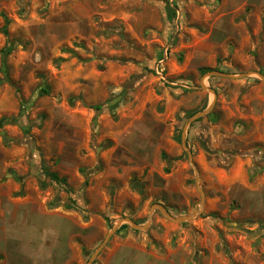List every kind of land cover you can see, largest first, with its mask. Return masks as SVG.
Returning <instances> with one entry per match:
<instances>
[{
	"label": "rangeland",
	"instance_id": "374dc122",
	"mask_svg": "<svg viewBox=\"0 0 264 264\" xmlns=\"http://www.w3.org/2000/svg\"><path fill=\"white\" fill-rule=\"evenodd\" d=\"M255 72L264 0H0V264H86L127 218L150 223L124 221L93 264H264ZM213 103L187 127L190 157L186 123ZM157 203L199 212L175 222ZM53 214L78 234L61 263L40 248L69 243L42 238Z\"/></svg>",
	"mask_w": 264,
	"mask_h": 264
},
{
	"label": "crops",
	"instance_id": "0c3cea01",
	"mask_svg": "<svg viewBox=\"0 0 264 264\" xmlns=\"http://www.w3.org/2000/svg\"><path fill=\"white\" fill-rule=\"evenodd\" d=\"M163 60L165 62V58H163ZM201 68H203V67H200L199 69H201ZM160 77L161 78H165L164 74H163V76H160ZM202 84H204L203 81H202ZM206 90H208V89H206ZM208 91H211V90H208ZM51 218H52V220L50 221L49 224L45 223V225L42 226V233H41L42 238L46 239V238L51 236V237H55L54 239H56L58 237H60L62 239V238L66 237V238H68L69 243H67V244L61 243V244L55 245L54 243L51 244V243H46L45 242L43 245H40V248H41V252L44 253V256H45L46 259H51V260H53L55 262L61 263L63 260H65L67 258L66 257L67 254H68L67 247L70 246V244H71V242L73 241L74 238H76V239L78 238V234L76 235L73 232L74 229H73V227H72V225H71V223L69 221H66V222L62 221L63 216L61 214H58V215L57 214H53V215H51ZM5 219L8 220L9 217L8 218L5 217ZM10 224L11 223H8V224H6V226L7 227L10 226ZM58 226H60V227H58ZM64 228L66 229L65 231H64ZM22 234L24 235V232ZM15 235L16 236H20L19 233H17V234L14 233L11 236L13 237ZM26 235H28L31 238L32 235H33V229L32 228L28 229ZM8 237L9 236L5 237V239H8ZM0 240H1V238H0ZM40 248H39V250H40Z\"/></svg>",
	"mask_w": 264,
	"mask_h": 264
},
{
	"label": "water",
	"instance_id": "95a60500",
	"mask_svg": "<svg viewBox=\"0 0 264 264\" xmlns=\"http://www.w3.org/2000/svg\"><path fill=\"white\" fill-rule=\"evenodd\" d=\"M254 73V72H253ZM257 73V72H255ZM249 74V72H245V73H242L240 74L239 76H235L233 74H229V73H226V72H221V71H216V70H213V71H210L208 73V76H221V77H226V78H236V77H239V78H243L245 76H247ZM259 74L263 80H264V75L261 74V73H257ZM202 87L204 89H208V90H211L212 92H214V90H212L211 88H208L206 87L204 84H202ZM214 107V103L206 110L204 111H200L198 113H196L192 118H190L187 123H186V126L184 128V131H183V146L184 148L188 151L190 157H192V152L190 151L189 147H188V144H187V140H186V132H187V127L188 125L193 121L195 120L196 118H199L205 114H207L212 108ZM193 164V163H192ZM204 200V195H202V201ZM155 209H159L161 212H163V214H165L168 218H170L171 220L175 221V222H184V221H187L191 218H193L199 211H195L193 212L191 215H186V216H173L170 214V212H168L167 208L163 205V204H154L152 205L151 207V211H150V215L151 213L155 210ZM124 221H127L129 222L134 228L136 229H147L148 226H149V223H150V220L147 224L145 225H139L137 224L135 221H133L132 219H124V220H121L117 225H115L105 236V238L103 239V241L101 242V244L97 247V249L95 250V252L92 254L91 258L88 260V262L86 264H93L94 261L96 260V258L98 257V255L100 254V252L102 251V249L107 245V243L109 242V240L112 238V236L119 230L121 224L124 222Z\"/></svg>",
	"mask_w": 264,
	"mask_h": 264
},
{
	"label": "trees",
	"instance_id": "16d2710c",
	"mask_svg": "<svg viewBox=\"0 0 264 264\" xmlns=\"http://www.w3.org/2000/svg\"><path fill=\"white\" fill-rule=\"evenodd\" d=\"M6 20H7V23H8V19L7 18H6ZM3 31L7 35L8 31H7L6 25L4 26ZM12 50H13L12 46H9L5 50H3V71L5 73H7V70H6L7 62H6V60H7V57L11 54ZM203 70L204 69H201V71H203ZM164 158L167 160V163L170 162V160L167 158V156L165 154H164ZM45 174H47L51 178V180H53V181H55L57 183H64L65 184L66 181H67L65 178H60L59 175L57 173H54V172H48V173H45ZM134 184H135V186H139V182H134ZM123 227L124 226H122V228Z\"/></svg>",
	"mask_w": 264,
	"mask_h": 264
},
{
	"label": "built area",
	"instance_id": "2783aa9c",
	"mask_svg": "<svg viewBox=\"0 0 264 264\" xmlns=\"http://www.w3.org/2000/svg\"><path fill=\"white\" fill-rule=\"evenodd\" d=\"M164 60H160L159 63L156 66V72L160 75L163 76V73L165 71V66H164Z\"/></svg>",
	"mask_w": 264,
	"mask_h": 264
}]
</instances>
